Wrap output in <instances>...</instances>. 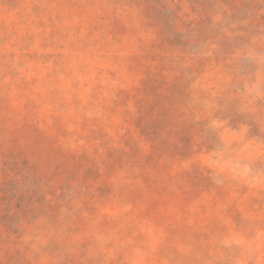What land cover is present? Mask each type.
Instances as JSON below:
<instances>
[{"label": "rangeland", "instance_id": "rangeland-1", "mask_svg": "<svg viewBox=\"0 0 264 264\" xmlns=\"http://www.w3.org/2000/svg\"><path fill=\"white\" fill-rule=\"evenodd\" d=\"M0 264H264V0H0Z\"/></svg>", "mask_w": 264, "mask_h": 264}]
</instances>
